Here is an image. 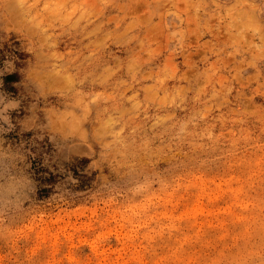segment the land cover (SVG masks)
Segmentation results:
<instances>
[{"label":"clouds","instance_id":"obj_1","mask_svg":"<svg viewBox=\"0 0 264 264\" xmlns=\"http://www.w3.org/2000/svg\"><path fill=\"white\" fill-rule=\"evenodd\" d=\"M211 176L236 219L188 230L167 209ZM75 201L140 262L264 264V0H0V241Z\"/></svg>","mask_w":264,"mask_h":264},{"label":"rangeland","instance_id":"obj_2","mask_svg":"<svg viewBox=\"0 0 264 264\" xmlns=\"http://www.w3.org/2000/svg\"><path fill=\"white\" fill-rule=\"evenodd\" d=\"M196 183V190L175 199L168 214L188 230L224 229L236 219L229 178L211 176ZM13 227L15 240L0 241V264H20L21 251L40 252L49 264H148L138 261L140 246L124 242L115 212L103 205L46 203L28 210Z\"/></svg>","mask_w":264,"mask_h":264},{"label":"trees","instance_id":"obj_3","mask_svg":"<svg viewBox=\"0 0 264 264\" xmlns=\"http://www.w3.org/2000/svg\"><path fill=\"white\" fill-rule=\"evenodd\" d=\"M9 79H11V78H9Z\"/></svg>","mask_w":264,"mask_h":264}]
</instances>
